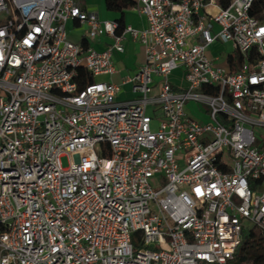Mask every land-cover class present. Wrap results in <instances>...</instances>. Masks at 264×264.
<instances>
[{
    "label": "built area",
    "instance_id": "built-area-1",
    "mask_svg": "<svg viewBox=\"0 0 264 264\" xmlns=\"http://www.w3.org/2000/svg\"><path fill=\"white\" fill-rule=\"evenodd\" d=\"M255 1L136 0L148 27L117 33L79 0H0V264H229L247 222L264 235ZM69 22L86 25L84 43ZM126 34L146 62L125 79L136 97L121 101L120 84L96 77L117 72ZM217 42L238 69L209 56ZM180 67L182 89L169 80ZM80 69L94 79L84 87ZM190 101L206 121L187 114Z\"/></svg>",
    "mask_w": 264,
    "mask_h": 264
},
{
    "label": "crops",
    "instance_id": "crops-1",
    "mask_svg": "<svg viewBox=\"0 0 264 264\" xmlns=\"http://www.w3.org/2000/svg\"><path fill=\"white\" fill-rule=\"evenodd\" d=\"M82 7L87 11L96 12L99 18L102 20H123L124 27L132 26L133 28L144 30L148 27V20L145 15L139 13L134 7L124 9L123 13L110 11L106 8L105 0H79ZM68 38L75 43H84L87 35L86 25H80L77 22H69L67 24ZM111 43V39L108 36H100L94 42L93 45L99 49L103 50L105 47ZM223 45H227L221 42H217L210 47L209 56L215 58L218 48ZM125 51L122 53L114 52L113 60L116 66L117 72L112 75H100L96 77L97 80L113 82L121 85V91L118 94V100L125 101L131 100L136 97V94L132 91V83L125 82L127 77L133 76L146 62L145 49L139 40H135L130 34L125 35L124 39ZM233 53L232 48L225 50L222 55L221 63L228 67V57ZM183 84L181 86L174 87L178 89L186 88L188 83L183 75ZM156 91V90H155ZM155 93V92H154ZM186 112L192 118L199 121H206L208 115L206 108L197 105L196 103L190 101L186 104Z\"/></svg>",
    "mask_w": 264,
    "mask_h": 264
},
{
    "label": "trees",
    "instance_id": "trees-1",
    "mask_svg": "<svg viewBox=\"0 0 264 264\" xmlns=\"http://www.w3.org/2000/svg\"><path fill=\"white\" fill-rule=\"evenodd\" d=\"M229 1L223 0V5L226 6ZM105 4L108 10L123 13L124 9L134 7L136 0H105ZM251 14L264 21V0H256L254 2ZM117 22L119 24L117 33H122L124 29L123 20L120 19ZM240 61V55H229V64L233 70L238 69ZM93 80L86 70H79L77 81L80 87H84ZM240 246V250L238 248L233 260L229 264H264V235L251 230L249 237L246 240L243 239Z\"/></svg>",
    "mask_w": 264,
    "mask_h": 264
},
{
    "label": "rangeland",
    "instance_id": "rangeland-1",
    "mask_svg": "<svg viewBox=\"0 0 264 264\" xmlns=\"http://www.w3.org/2000/svg\"><path fill=\"white\" fill-rule=\"evenodd\" d=\"M231 48H232V47H231L230 44L223 45L222 47H220V48L217 49V51H216V55H221V54L223 55L224 52H225V50H227V49H231ZM183 75H184L183 68L180 67V68H178V69H176V70L173 71V73L169 76V80H170V82H172L174 85H176V86H177V85H178V86H181V85L183 84V80H182ZM159 79H160V77H155V80H159ZM192 102L196 103L195 101H192ZM196 104L199 105V106L204 107L202 104H198V103H196ZM148 113H149L150 115H153V114H154L152 107H149ZM156 127H157V124H156V122H154V123H153V129H156ZM98 153H100V152L98 151ZM62 163H63V165H64L65 167L68 166V159H67L66 157H63V158H62ZM246 225H247L248 227L246 228L245 233H244V239H245V240L249 237L250 230H251V228H252V226H253L252 223H250V222H247ZM240 248H241V246H239V250H240Z\"/></svg>",
    "mask_w": 264,
    "mask_h": 264
}]
</instances>
